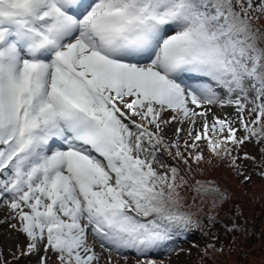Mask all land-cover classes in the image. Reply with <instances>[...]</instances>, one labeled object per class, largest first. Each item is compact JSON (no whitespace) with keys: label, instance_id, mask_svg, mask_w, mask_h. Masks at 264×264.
Returning a JSON list of instances; mask_svg holds the SVG:
<instances>
[{"label":"snow or ice","instance_id":"snow-or-ice-1","mask_svg":"<svg viewBox=\"0 0 264 264\" xmlns=\"http://www.w3.org/2000/svg\"><path fill=\"white\" fill-rule=\"evenodd\" d=\"M172 123L177 137L190 126L183 151L165 141ZM201 143L234 170L254 144L264 165V0H0V203L26 240L14 259L99 264V244L156 264L149 253L200 226L160 157L191 169Z\"/></svg>","mask_w":264,"mask_h":264},{"label":"rangeland","instance_id":"rangeland-1","mask_svg":"<svg viewBox=\"0 0 264 264\" xmlns=\"http://www.w3.org/2000/svg\"><path fill=\"white\" fill-rule=\"evenodd\" d=\"M198 79L197 77L189 80L198 82L200 81ZM213 111L219 116L233 114L231 108L221 110L214 107ZM170 115L171 113H165L163 118L168 119ZM178 126L176 123L162 125L163 135L166 142L179 139L183 151L187 131L177 137L174 133ZM185 126L187 124L183 127ZM204 146L201 143L200 148L197 149V151L202 150L205 156L204 162L199 165L201 171L196 170L195 166L192 169H183L184 174L190 175L188 178L190 183L186 185L191 192L188 195H193L192 188L197 184L196 181L209 179L212 184L216 182L221 186L229 203L222 206L223 210L220 206L207 208V200L202 202L201 209L196 205L199 211L192 212H197L200 226L174 233L171 241L149 253L147 258L154 259L156 264H264V176L261 175L264 173V165L261 164L258 146L248 144L240 150L241 156L247 152L256 159L255 163L251 160H242L239 168L235 170L227 159L222 161L211 157ZM166 155L177 164L182 162L167 153ZM189 164L194 165L191 160ZM245 175L250 176L251 179L245 181ZM195 198L202 201L198 195ZM196 203L199 204V201ZM228 211L230 216L224 217V213ZM11 216L12 213L7 207L0 203V261L6 260L7 264H37V256L14 259L20 256L26 240L11 227L13 224L18 225V221L11 219ZM209 216L216 219L211 230L209 223L204 221V219L208 220ZM233 222L238 226L242 224L244 226H239L238 231H230ZM224 223L226 226L223 225ZM250 231H252L251 238H249ZM94 250L101 255L99 264H137V254L133 250H124L120 253L104 251L99 244ZM144 258L139 257L140 260ZM49 264H54V257L49 260Z\"/></svg>","mask_w":264,"mask_h":264},{"label":"trees","instance_id":"trees-1","mask_svg":"<svg viewBox=\"0 0 264 264\" xmlns=\"http://www.w3.org/2000/svg\"><path fill=\"white\" fill-rule=\"evenodd\" d=\"M204 148H205V146H204ZM165 154V155H164ZM164 154H162V156L160 157L161 159H163L165 162H167V163H169V164H171V165H174V166H178L180 169H181V174L182 175H184L185 177H186V179L188 180V178L190 177V175H187V174H184L183 173V169H189V166L188 165H185V164H183V162H178V164L176 163V162H174V161H172L171 159H169V157H167V155H166V152L164 153ZM204 162V161H203ZM191 163L192 164H194L193 166L191 165V169L194 167L196 170H198V171H201L200 169H199V165H197V164H195V163H193L192 161H191ZM205 163H203V165H204ZM202 165V166H203ZM202 168V167H201ZM233 168V167H232ZM232 168H231V170H232ZM189 174V173H188ZM191 174V173H190ZM188 183H190V182H188ZM196 183H197V181H196ZM200 183H202V184H204V185H209V184H211V185H213V186H216V187H218L219 189H220V191L224 194V195H226L225 194V192L221 189V186L219 185V184H217L216 182H214V184H212V181L211 180H209V179H206V180H203V181H201ZM186 186V185H185ZM183 187V188H181V189H179V195L181 196V198H182V203L186 206V207H188V206H190V208H188V210L189 211H199V209H196V205H198V207L201 209L202 207H203V201H206L207 200V202H208V206H207V208H211V207H213L212 206V200H211V198H209V197H204V196H201V195H198V194H196L193 190H192V192H193V195H191V196H189L188 195V193H191L190 191H189V189L187 188L188 186H186V187ZM196 195H198V197H200L201 199H202V201H200V200H196V198H195V196ZM197 201H199V204L198 203H196ZM194 202V203H193ZM207 205V204H206ZM197 213V212H196ZM225 216H230V211H228V213H224V217ZM204 221L205 222H207L208 223V220H206V219H204ZM236 222H237V220H236ZM233 223H235V222H233ZM214 225H215V223L214 224H209V229L211 230L212 228H214ZM224 226H226V223H224L223 224ZM235 225H236V223H235ZM233 226V225H232ZM231 226V227H232ZM238 226V225H237ZM239 226H244V224H242V225H239ZM203 227H205V225L203 226ZM225 228H227V227H225ZM250 233V235H249V238H251V234H252V231H250L249 232Z\"/></svg>","mask_w":264,"mask_h":264},{"label":"bare ground","instance_id":"bare-ground-1","mask_svg":"<svg viewBox=\"0 0 264 264\" xmlns=\"http://www.w3.org/2000/svg\"><path fill=\"white\" fill-rule=\"evenodd\" d=\"M195 78H197V77H185V80H187L186 82H191V83H193L194 81H191V80H189V79H195ZM199 79L198 80H203L204 78H200V77H198ZM188 82V83H189ZM189 125H187V126H185L184 128H185V131H187L188 129H189ZM197 128L199 127V125H197L196 126ZM55 146V145H54ZM134 251V250H133Z\"/></svg>","mask_w":264,"mask_h":264}]
</instances>
